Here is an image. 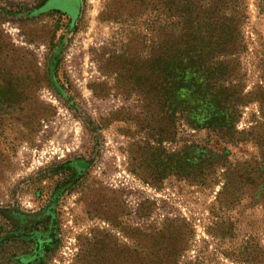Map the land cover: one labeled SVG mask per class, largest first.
<instances>
[{
	"label": "rangeland",
	"instance_id": "1",
	"mask_svg": "<svg viewBox=\"0 0 264 264\" xmlns=\"http://www.w3.org/2000/svg\"><path fill=\"white\" fill-rule=\"evenodd\" d=\"M130 2L0 0V264H264V205L236 184L264 160L258 105L235 103L231 143L145 111L117 58L156 12ZM244 3L220 58L242 95L264 88V17ZM207 160L217 183L189 181Z\"/></svg>",
	"mask_w": 264,
	"mask_h": 264
},
{
	"label": "trees",
	"instance_id": "2",
	"mask_svg": "<svg viewBox=\"0 0 264 264\" xmlns=\"http://www.w3.org/2000/svg\"><path fill=\"white\" fill-rule=\"evenodd\" d=\"M244 1L156 0L154 6L148 0L130 2L132 5L126 10L129 14L134 15L149 6L156 12L146 28L147 33L153 31L154 34L150 42L146 36L133 32L135 38L128 41L133 45L128 44L121 57L117 58L122 64L115 62L119 67H126L127 85L131 90L137 89L145 111L162 109L168 120L183 113L189 117L191 127L205 128L217 134L224 143L240 139L241 134L234 129L237 115L232 109L236 102L242 105L256 103L264 119V88L257 87L242 95L243 86L232 84V70H228L226 59H220L241 47V28L245 19L241 5H245ZM256 1L259 14L264 17V0ZM112 15L107 11V20L113 19ZM262 76L264 78V73ZM225 78L228 81L226 86ZM4 103L14 101L0 98V105ZM260 147L264 154V138ZM172 164L168 165V171L180 173L184 169L179 160ZM252 164L250 170L240 174L236 184L254 186L257 201L264 205V160ZM217 165L212 160L184 164L188 173L191 170H195L192 173L199 172V178H188L189 181L201 185L217 183L212 177ZM162 179L160 176L156 181ZM227 186L222 187L219 195Z\"/></svg>",
	"mask_w": 264,
	"mask_h": 264
}]
</instances>
